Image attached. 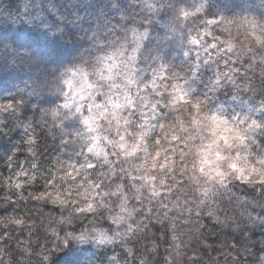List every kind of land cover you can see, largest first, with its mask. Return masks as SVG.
Listing matches in <instances>:
<instances>
[{
  "label": "clouds",
  "instance_id": "9594fccd",
  "mask_svg": "<svg viewBox=\"0 0 264 264\" xmlns=\"http://www.w3.org/2000/svg\"><path fill=\"white\" fill-rule=\"evenodd\" d=\"M136 2L139 20L0 37L20 76L0 125L31 157L0 173V264H264V0ZM205 218L232 233L222 259Z\"/></svg>",
  "mask_w": 264,
  "mask_h": 264
},
{
  "label": "trees",
  "instance_id": "16d2710c",
  "mask_svg": "<svg viewBox=\"0 0 264 264\" xmlns=\"http://www.w3.org/2000/svg\"><path fill=\"white\" fill-rule=\"evenodd\" d=\"M255 3L260 5L261 0H255ZM140 7L136 0H0V37H22L35 43L39 41V33L47 31L52 26L65 29L69 33H87L94 27L119 22L118 18L121 15L133 20L142 19L144 14L140 11ZM155 31H159L158 27ZM83 46L84 42L81 41L68 48L61 47L59 57L65 59ZM19 80V74L0 71V95L14 91L13 83ZM0 129H3L0 131V173L6 171L8 175L12 169H6L4 164L5 158L10 157L11 150H15V159H19L17 161L23 162L25 166L29 164L31 157L24 150L26 145L23 142L19 145L20 150H17L15 141L19 139V129H16L10 122L0 125ZM40 135L42 139L37 141L40 155L39 165L43 166L50 162L55 152L51 137H46L43 133ZM8 148L11 150L6 153ZM253 211L256 212L257 209ZM259 214L264 215V210H260ZM203 223L206 227H212L217 233L208 240V243L213 246L211 255L222 259L218 256L217 245L221 244L223 239L231 237L232 233L229 232L227 236H224L220 233L218 226L213 225L207 218L203 220ZM252 238L254 240L264 239V224L252 230ZM229 244L240 247V238L229 239ZM259 250H264L259 244L255 247L249 246V251ZM234 255L239 261L250 259L247 255L237 253Z\"/></svg>",
  "mask_w": 264,
  "mask_h": 264
},
{
  "label": "rangeland",
  "instance_id": "374dc122",
  "mask_svg": "<svg viewBox=\"0 0 264 264\" xmlns=\"http://www.w3.org/2000/svg\"><path fill=\"white\" fill-rule=\"evenodd\" d=\"M10 150H11V148H8L6 153H8ZM9 153H10L9 154L10 157H6L5 158L6 161H5L4 165H6V167H7L6 169H8V170L12 169V171L13 170H18L21 167V165H24V163L20 162V161H17L19 159H15V156H14L15 150H11ZM3 174L7 175L6 171H4ZM8 174H9V172H8Z\"/></svg>",
  "mask_w": 264,
  "mask_h": 264
},
{
  "label": "snow or ice",
  "instance_id": "6c2138e0",
  "mask_svg": "<svg viewBox=\"0 0 264 264\" xmlns=\"http://www.w3.org/2000/svg\"><path fill=\"white\" fill-rule=\"evenodd\" d=\"M19 223V221H17Z\"/></svg>",
  "mask_w": 264,
  "mask_h": 264
}]
</instances>
